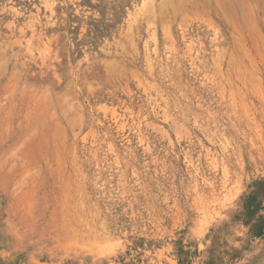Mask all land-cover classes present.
Returning a JSON list of instances; mask_svg holds the SVG:
<instances>
[{"label": "rangeland", "instance_id": "obj_1", "mask_svg": "<svg viewBox=\"0 0 264 264\" xmlns=\"http://www.w3.org/2000/svg\"><path fill=\"white\" fill-rule=\"evenodd\" d=\"M0 264H264V0H0Z\"/></svg>", "mask_w": 264, "mask_h": 264}]
</instances>
